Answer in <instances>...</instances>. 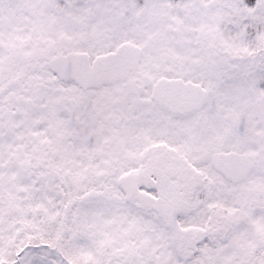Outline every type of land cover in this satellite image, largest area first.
<instances>
[{"label": "snow or ice", "instance_id": "6c2138e0", "mask_svg": "<svg viewBox=\"0 0 264 264\" xmlns=\"http://www.w3.org/2000/svg\"><path fill=\"white\" fill-rule=\"evenodd\" d=\"M0 264H264V0H0Z\"/></svg>", "mask_w": 264, "mask_h": 264}]
</instances>
